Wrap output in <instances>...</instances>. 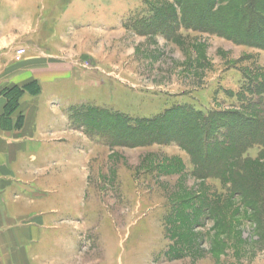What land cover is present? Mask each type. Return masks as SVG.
<instances>
[{"label":"rangeland","instance_id":"obj_1","mask_svg":"<svg viewBox=\"0 0 264 264\" xmlns=\"http://www.w3.org/2000/svg\"><path fill=\"white\" fill-rule=\"evenodd\" d=\"M46 1L39 31L70 68L59 88L66 98L51 104L68 115L70 136L85 138L88 156L86 198L71 217L83 258L74 264H264V143H242L264 127L254 112L264 105V12L262 39L239 43L188 27L174 0ZM177 108L199 115L198 150L239 147L258 192L251 178L243 199L227 175L198 174L178 141L197 142L183 133L186 121L160 122Z\"/></svg>","mask_w":264,"mask_h":264},{"label":"crops","instance_id":"obj_2","mask_svg":"<svg viewBox=\"0 0 264 264\" xmlns=\"http://www.w3.org/2000/svg\"><path fill=\"white\" fill-rule=\"evenodd\" d=\"M48 6L0 0V264L83 260L71 217L88 190L87 147L51 104L66 98L59 88L70 68L55 61L57 45L39 31Z\"/></svg>","mask_w":264,"mask_h":264},{"label":"trees","instance_id":"obj_3","mask_svg":"<svg viewBox=\"0 0 264 264\" xmlns=\"http://www.w3.org/2000/svg\"><path fill=\"white\" fill-rule=\"evenodd\" d=\"M191 0H174L175 5H178L181 11L183 23L188 27H192L202 31H208L217 33L220 35L231 36L232 40L238 41L239 43L245 42L250 43L261 37V19L259 12H264V0H200L202 3L197 1L195 6L190 4ZM222 2V4H220ZM190 14V15H189ZM205 16V20L200 19L201 16ZM254 17H258L255 20ZM248 23L254 27V32L250 28H246ZM241 33L246 35L240 37ZM249 39V40H248ZM262 39V37H261ZM254 40V41H253ZM259 44V43H258ZM264 105L259 107V102L254 103V112L257 114H264ZM195 111L192 109L177 108L167 110L163 116L160 117V122L168 126L179 125L181 122L188 124L183 133L188 137H195L197 142L193 143L192 140H177L179 144H182L189 153L193 156V159L197 163V172L199 175H205V173H214L219 176L228 177L231 180V186L237 193L243 196V199L247 198L248 194H252L250 190L251 183L248 181L251 178V182H254V188L258 192V184H256V177L251 175L250 165L245 166L247 158L240 161L239 147L234 145L221 146L214 150L200 151L198 150L197 144L199 143L197 134L196 136L191 131L197 130L198 124L196 119H199V115H195ZM215 118L213 116H204L203 120L206 121L207 126L212 128ZM202 120V121H203ZM201 121V120H199ZM154 122V121H153ZM153 122H149V126L153 125ZM177 122V123H176ZM231 124L230 122H228ZM263 123V122H262ZM183 125V124H180ZM264 126V123H263ZM140 128L131 129L136 131L134 135L137 138H141L139 135ZM145 129L147 126H144ZM200 128V126H199ZM264 127L260 126L259 129L250 128V131L244 133L245 140H253L264 143ZM147 134L144 137L146 140H152L150 134L152 129H146ZM196 132V131H195ZM181 133V134H183ZM150 136V137H149ZM264 152L262 153V155ZM248 179V180H247ZM257 186V188H256ZM253 195V194H252Z\"/></svg>","mask_w":264,"mask_h":264}]
</instances>
